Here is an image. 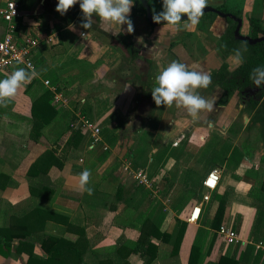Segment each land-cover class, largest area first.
<instances>
[{
	"label": "crops",
	"instance_id": "crops-1",
	"mask_svg": "<svg viewBox=\"0 0 264 264\" xmlns=\"http://www.w3.org/2000/svg\"><path fill=\"white\" fill-rule=\"evenodd\" d=\"M18 1V39L30 35L41 40L31 53L38 75L0 105V231L10 227L34 233L21 246L14 239L9 251L0 245V264H27L32 250L44 254L38 237L43 233L68 240L62 259L69 261L75 253L76 264H110L111 260L114 264H188L199 229L208 230L210 237L217 234L203 264H213L224 254L232 256L235 250L238 259L245 246L228 244L219 233L221 226L213 225L222 205L221 225L249 240L254 253H262L259 264H263L264 251L255 243H264V217L260 220L264 137L253 143L251 133L243 136L250 118L240 116L247 110L238 91L241 86L226 97L215 74L224 63L232 71L243 62L237 53L224 56L219 46L218 30L227 28V20L207 13L195 26L184 27L186 20L177 27L152 25L143 11L134 12L139 7L134 0L130 14L134 31L128 33L127 25H122L114 34L118 26L95 16L90 29L82 28L79 2L61 15L56 11L58 0ZM5 2L0 0V8ZM149 2L152 13L162 10V0ZM222 4L229 12L264 24V0H208L209 6ZM70 24L75 31L69 30ZM83 31L86 37L81 36ZM4 32L0 16V40ZM173 60L211 75V84L197 92L215 100L213 112L201 111L193 118L175 103L155 104L151 95L155 77ZM231 60L236 64L231 65ZM17 68L28 69L15 63L0 71V79ZM46 80L68 99L66 105L55 100ZM79 116L101 127L99 144H93L83 130L71 128ZM213 140L219 143L215 147ZM223 140L232 141L228 153L221 149ZM246 142L249 150L244 148ZM128 160L155 179L156 189L136 188L139 185L124 171ZM214 168L222 173L217 188L210 190L203 182ZM84 169L91 172V195L78 187ZM197 205H202L201 216L189 222ZM158 209L165 214L161 232L173 233L178 219L187 222L177 253L174 245L144 225L147 215H156ZM39 212L44 214L34 222ZM21 217L29 219L28 225L20 223ZM135 241L140 245L131 251ZM124 243L128 247L118 256L116 249Z\"/></svg>",
	"mask_w": 264,
	"mask_h": 264
},
{
	"label": "clouds",
	"instance_id": "clouds-1",
	"mask_svg": "<svg viewBox=\"0 0 264 264\" xmlns=\"http://www.w3.org/2000/svg\"><path fill=\"white\" fill-rule=\"evenodd\" d=\"M79 2L83 14L81 27L90 29L95 22L93 16L102 21L118 26L119 33L122 25H127V32L134 31L133 21L130 19L134 0H58L56 11L61 15ZM208 6V0H162V10H153L152 20L155 23H164L170 27L179 26L182 16L186 15L187 23L184 27L198 25ZM69 30L75 31V26L70 24ZM88 34V33H87ZM81 33V35H87ZM240 58L239 50H236ZM5 78L0 79V105H6L18 92V90L31 82L38 73L34 67L28 69L17 68L11 73H5ZM250 78L255 86L264 85V67H256L252 70ZM211 75L205 72L189 70L187 65L173 60L163 68L155 77V86L151 90L152 98L157 106L171 107L174 103L177 108H183L187 113L196 118L201 111H214L215 100H208L201 96L197 89L207 88L211 84ZM212 124L209 122V127ZM91 172L84 169L79 173V190L92 194L89 187Z\"/></svg>",
	"mask_w": 264,
	"mask_h": 264
},
{
	"label": "trees",
	"instance_id": "trees-1",
	"mask_svg": "<svg viewBox=\"0 0 264 264\" xmlns=\"http://www.w3.org/2000/svg\"><path fill=\"white\" fill-rule=\"evenodd\" d=\"M74 16H76V14L71 16L70 20H73ZM243 20L244 22L241 28L242 33L246 35L257 36V34L261 32V30L263 31L262 25L257 19L247 17L246 19ZM227 23L228 25L225 30L224 29L218 30V34L222 38L221 49L225 55L234 53L241 44L240 42L234 40L235 39L234 30L236 27V22H234L232 19H228ZM250 49L251 50L248 56H246L243 62L239 64V66L235 70L229 71L228 64L224 63L221 66V68L215 73L220 76L219 81L224 89V96L229 98L232 97L235 91L237 90V86L239 85H241V88L250 85L252 82V79L250 78V74L252 70L258 66L264 67V46H262L261 44H256L254 46H251ZM255 107L256 106L254 102L249 103L247 107L248 112L251 114L255 110ZM259 119L260 116L258 114L254 115V117L252 118L253 121H257ZM247 128L250 130L249 127ZM244 148L246 150H249V148H251L250 143L248 142L244 143ZM234 155L235 152L233 156ZM241 156H239V159H241ZM262 160H264V155L262 156ZM139 187L140 186L136 188ZM141 188L144 187L141 186ZM160 209H158L159 212L156 213V215L155 212H151L149 215H147L146 218L147 220L145 221L144 225L149 226V228L152 227V230H154V234L156 236L158 235L163 236L162 238L165 241L174 245V250L177 253L183 241V237L187 228V222L178 219L177 220L178 227L176 230L173 231V233L161 232L160 226L163 222V219L165 218V214L163 213L162 210L160 212ZM223 209H224V205L219 207L218 213L215 218V223L213 224L215 228H219L221 226V222L223 221V216H222ZM43 214H44L43 212H39V214L35 217L34 222H36L35 220H39ZM263 217H264V212L262 211L260 212V220H262ZM140 218L141 217H139L138 219ZM19 219H20V223H23L22 225H28L27 224V221L29 220L28 218L21 217ZM22 219H25L26 221H23ZM258 223L260 224L262 222L259 221ZM5 229H6L5 231H0V245H6L8 251L11 249L10 248L11 242H13L14 239H19L20 240L19 245L21 246V244L28 243V241L23 239H27L28 237H31L34 233V232H30L29 230L24 231L22 228L19 230L17 228L16 230H14L11 229L10 227ZM256 229L258 231V228ZM210 234L211 233L208 230L205 229L198 230L191 249L188 264H203L207 256L211 254V250L213 249L217 234L212 233L211 237ZM38 237L41 245L40 247L43 249L44 254L38 255L32 250L28 258L27 264H74L75 263L74 261L75 259L73 258L76 257L75 253L72 256V258L70 257L71 259L69 258L70 262L62 259L65 251V246L63 247V245L70 243L63 236L61 235L53 236L47 233H43L40 234ZM140 242L141 241L133 242L132 245L129 246L130 250L135 251L140 245ZM207 242L209 243L208 247H206ZM148 245L149 246L148 248H146V250L149 252L151 251V248L153 246H151L152 244L150 243ZM127 247L128 244L124 243L122 247H119L118 250L116 249V254L118 256H121L123 250L126 249ZM71 248H74V251H78L77 249H75V246ZM17 250L19 251V246ZM236 252L237 250H235L232 256H228L227 254L221 255L218 261L214 262L213 264H259L260 260L262 259V253L260 251L257 252V254L254 253L253 245H246L244 250H242V253L238 259H236ZM113 262L114 261L111 260L110 264H114Z\"/></svg>",
	"mask_w": 264,
	"mask_h": 264
},
{
	"label": "built area",
	"instance_id": "built-area-1",
	"mask_svg": "<svg viewBox=\"0 0 264 264\" xmlns=\"http://www.w3.org/2000/svg\"><path fill=\"white\" fill-rule=\"evenodd\" d=\"M20 15V4L18 0H6L5 5L0 8V16L5 23V32L3 38L0 40V71L5 70L9 66L15 63H21L28 68L29 65L36 67L31 53L32 50L40 43V36H24L21 40L17 37V24L16 18ZM85 33L86 32H81ZM86 37L87 35H81ZM53 37L49 36L48 41H52ZM45 84L50 86L54 91V98L57 102L66 105L68 99L60 92H57L54 85L51 84L50 80H46ZM71 128L81 129L88 133L91 137L93 144H99L102 141L101 127L95 122L88 119L85 116H79L77 120L71 123ZM104 149H109L108 145H104ZM124 171L132 178L139 186L145 189L154 190L156 189L155 179L145 169H138L132 166V162L128 160L124 166ZM221 169L214 168L207 175L203 184L210 190L217 188L221 178ZM209 195L204 196V200L208 201ZM202 205H197L193 208L188 221L197 222L201 216ZM219 233L223 236L224 240L228 244L240 245L241 247L246 246L250 243L249 240L242 237L240 233L234 228L227 224H222L219 228ZM257 249L264 251V243L262 241L255 243Z\"/></svg>",
	"mask_w": 264,
	"mask_h": 264
},
{
	"label": "flooded vegetation",
	"instance_id": "flooded-vegetation-1",
	"mask_svg": "<svg viewBox=\"0 0 264 264\" xmlns=\"http://www.w3.org/2000/svg\"><path fill=\"white\" fill-rule=\"evenodd\" d=\"M149 1V0H148ZM137 4H139V7H135L134 9V12L138 11V10H141L143 11V13L147 16V12H146V8L144 7V5L142 4V2L140 0H136ZM150 4V2H149ZM151 6V5H150ZM209 6V5H208ZM215 7L216 9L220 10V11H226V12H229V9L226 8V6H224L223 4L222 5H217V6H213ZM207 13H210L212 14L213 16L215 17H222L221 15L217 14V13H214V12H207ZM207 13H204V14H207ZM232 13V12H231ZM153 14V13H152ZM203 14V15H204ZM235 14V13H234ZM238 16H240L242 19H244V15L243 13H238L236 14ZM133 17V16H132ZM228 19H231V18H228ZM227 19V20H228ZM256 19V18H254ZM233 20V19H232ZM258 20V19H257ZM234 22H236L235 20H233ZM259 21V20H258ZM244 22V20H243ZM260 22V21H259ZM261 25H262V28H263V31L261 30V32H259L257 34V36H251V35H246L244 33L241 32L242 35L244 36H250L251 38L253 39H258L259 37L261 36H264V24H262V22H260ZM264 23V22H263ZM160 25V24H159ZM236 26H237V22H236ZM243 26V25H242ZM236 28V27H235ZM242 28V27H241ZM235 31V30H234ZM234 40L237 41V42H240L241 44L239 45L238 49L239 50V53H240V56L242 58V61L246 58V56H248L249 52H250V48L251 46H254L256 44H261L262 46H264V41H258L256 43H250V41L248 40H241V39H238L236 38V36L234 35ZM221 42H222V38H220V43H219V46L221 47ZM222 50V49H221ZM236 53V51L234 52ZM224 56H226L224 54ZM240 83V82H239ZM241 86V85H239ZM250 86H253V87H257L253 84V82H251L250 85L248 86H245V87H238L239 88V92L241 94V91L244 90L245 88H248ZM258 91L253 94L252 92H246L244 95H240L241 96V99H249L246 104H242L244 108H247L248 107V103H251V102H254L255 103V110L253 111L254 115L258 114L260 116V119L257 120V121H253L252 119L250 121H252L253 124H255V128H257V131L260 132L261 136H263L262 134L264 133V85L260 86V87H257ZM254 116L252 115V118Z\"/></svg>",
	"mask_w": 264,
	"mask_h": 264
},
{
	"label": "water",
	"instance_id": "water-1",
	"mask_svg": "<svg viewBox=\"0 0 264 264\" xmlns=\"http://www.w3.org/2000/svg\"><path fill=\"white\" fill-rule=\"evenodd\" d=\"M140 1L142 2L144 7L146 8L147 18H148L149 22L152 25L164 24L163 22L159 23V24L153 22V20H152V9H151V6H150L148 0H140ZM207 12L217 13V14L221 15L223 18H225L226 20L228 18H231V19L235 20L237 22V26H236L235 31H234V35L236 36V38L241 39V40H248V41H250V43H256L258 41H264V36H261L258 39H253L250 36H244V35L241 34L240 30H241V27L243 25V19L240 16H238V15H236L234 13H231V12L220 11V10L216 9L215 7H213V6H207L204 9V13H207ZM186 19H187L186 15H183L182 16V20H186ZM257 91H258L257 87L250 86V87L245 88L244 90H242L240 95H244L246 92H252L253 94H255ZM248 100H249L248 98L247 99L243 98L242 99V103L246 104V102ZM248 120H249V117L247 116V121Z\"/></svg>",
	"mask_w": 264,
	"mask_h": 264
},
{
	"label": "rangeland",
	"instance_id": "rangeland-1",
	"mask_svg": "<svg viewBox=\"0 0 264 264\" xmlns=\"http://www.w3.org/2000/svg\"><path fill=\"white\" fill-rule=\"evenodd\" d=\"M229 1L231 2V1H246V0H229ZM235 58H237V57L235 56ZM230 63H231V65H235L236 64L234 62V60H231ZM242 114H245V115L249 116L250 119H252V116H251L252 114H248L247 110H246V112H242L240 116H242ZM245 126H246V128H245V132H244V135H243L244 137L251 133L252 134V137L251 138H252V142L253 143H256L259 138L260 139H263L261 137L260 132H258L257 131V128H255L256 125L253 124L252 121H248ZM247 127H249L250 130ZM263 137H264V135H263ZM213 144H214L213 146L215 147V145L216 144H219V143L218 142H215V140H213ZM231 146H232V141H230V140L229 141L223 140V144H222L221 149L223 151H227V153H228L229 150L231 149Z\"/></svg>",
	"mask_w": 264,
	"mask_h": 264
}]
</instances>
